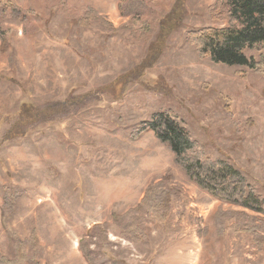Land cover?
I'll use <instances>...</instances> for the list:
<instances>
[{
  "label": "rangeland",
  "instance_id": "374dc122",
  "mask_svg": "<svg viewBox=\"0 0 264 264\" xmlns=\"http://www.w3.org/2000/svg\"><path fill=\"white\" fill-rule=\"evenodd\" d=\"M7 1L15 8L0 3V256L264 264L263 239L243 230L242 209L195 184L152 129L137 132L153 114L173 113L211 159L264 196V75L215 64L185 40L226 26L210 14L216 0ZM176 7L182 26L161 42L160 22ZM134 18L147 27L125 30ZM15 123L23 136L4 140ZM131 220L133 237L122 227Z\"/></svg>",
  "mask_w": 264,
  "mask_h": 264
},
{
  "label": "trees",
  "instance_id": "16d2710c",
  "mask_svg": "<svg viewBox=\"0 0 264 264\" xmlns=\"http://www.w3.org/2000/svg\"><path fill=\"white\" fill-rule=\"evenodd\" d=\"M0 3L6 8L13 10L15 8L11 1L0 0ZM180 7L173 9L175 10L173 16L171 10L170 15L161 20L159 26V32H163L159 38L161 42L169 33L182 26L184 10L182 11ZM210 14L214 19L225 20L226 26H204L190 30L186 33V42L194 46L200 57L208 58L215 64L243 66L264 75V55L259 54L258 58H255L246 54L249 50L264 47V0H216ZM84 19L86 21L87 17ZM139 20L134 18L135 24L128 23L124 29L132 31L145 29L146 22L142 20L141 25L138 26ZM160 41L157 40L156 43L161 44ZM149 50L148 54L150 53V57L155 59L156 50L153 53L151 48ZM16 125L17 123L9 127L3 135L4 140L23 136L24 133L19 132ZM147 127L154 131L155 137L160 142L169 143L175 163L195 184L220 202L242 209L237 211V214L247 218V222L240 224L243 230L258 234L263 240L257 243H264V196L256 187L231 164L220 159H211L173 113L163 111L153 114L148 121L142 122L137 132ZM152 202L158 205L160 199L156 198ZM5 213L6 211L1 208L2 218ZM134 226L137 229V225L131 220L122 227L126 230V234H128L127 229L131 228L130 237H133L131 232ZM0 264H10V261L0 256Z\"/></svg>",
  "mask_w": 264,
  "mask_h": 264
}]
</instances>
